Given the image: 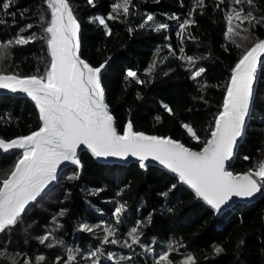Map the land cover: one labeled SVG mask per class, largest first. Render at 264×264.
Instances as JSON below:
<instances>
[{"label":"trees","instance_id":"trees-1","mask_svg":"<svg viewBox=\"0 0 264 264\" xmlns=\"http://www.w3.org/2000/svg\"><path fill=\"white\" fill-rule=\"evenodd\" d=\"M7 2L0 0V6ZM67 2L80 26L82 59L92 67L106 66L102 85L120 133L131 122L135 132L171 138L196 151L210 138L233 68L264 40V0H254L252 6L246 0L240 5L233 0H204L203 5L197 0H130L126 15L113 11L121 0ZM233 8L251 11L261 22L245 23L242 27L248 31L230 36L227 16ZM109 15L116 18L109 20ZM149 15L153 21L145 23ZM97 18H105L107 28ZM50 19L46 0H11L7 13L0 7V73L44 74L51 62L44 31ZM184 21L191 23L181 30ZM159 25L167 27L157 30ZM18 38L29 43L17 45ZM200 68L204 71L193 79ZM128 71L137 78L128 77ZM40 123L38 108L29 98L0 96V139L27 136ZM183 125L191 126L199 140ZM20 155L0 150V180ZM263 160L264 63L251 121L230 170L244 174ZM80 162L81 171H64L14 227L0 233V264H70L69 249L76 255L71 264H92L86 257L97 250L103 253L99 264H157L165 253L172 264H183L188 255L195 264H264V195L217 216L162 168L104 164L87 152ZM121 205L124 211L117 221L114 213ZM83 224L94 230L81 231ZM107 227L115 229L109 241L117 243H102ZM133 227L140 243L129 248L124 241L130 242ZM45 235L49 239L42 243ZM40 256L45 259L38 260Z\"/></svg>","mask_w":264,"mask_h":264},{"label":"snow or ice","instance_id":"snow-or-ice-1","mask_svg":"<svg viewBox=\"0 0 264 264\" xmlns=\"http://www.w3.org/2000/svg\"><path fill=\"white\" fill-rule=\"evenodd\" d=\"M51 10V19L44 31L47 35V46L51 58L50 65L43 75L20 77L18 74L0 73V89L12 93H24L34 101L39 110L40 126L27 136L18 137L6 142L0 139V150H20L21 155L6 178L0 180V233L14 227L31 203L37 201L45 190L57 179L58 169L65 162L80 166L78 149L81 146L91 150L97 158L119 157L127 159L136 157L140 167L151 159L157 161L179 180L194 190L195 195L219 212L222 206L228 204L233 197L251 198L264 189V162L256 169H250L244 174H233L226 168V163L233 158L238 141L245 132L246 120L250 114L253 101L254 82L257 68L264 57V40H258L240 58L232 70L230 82L220 111L215 119L210 138L204 142L200 151H193L182 143L171 138L149 136L134 132L129 122L123 134L118 133L114 118L104 100V90L101 86L100 73L105 64L92 67L79 56V24L72 13L67 0H46ZM94 0H88L93 3ZM158 2V0H157ZM221 3L224 0H220ZM244 0H233L240 5ZM249 6L254 0H246ZM11 0L4 3L3 10L7 13ZM203 5L204 0H197ZM130 0H121L114 5L113 11L122 10L128 14ZM13 17L15 13H10ZM116 18L109 15L107 19ZM99 24L107 28L105 18H97ZM238 21L234 24L233 22ZM153 21L147 16L145 23ZM227 32L239 35L238 30L248 31L242 26L260 23L257 17L242 8H233L227 16ZM191 21L181 24L183 30ZM31 28L32 25H27ZM159 25L157 30L166 28ZM110 35V30L108 31ZM10 44L12 42H9ZM17 45L29 43V39L18 38ZM0 47L4 45L0 44ZM194 63V58H186ZM155 62L153 63V67ZM151 71V69H150ZM204 71L200 68L193 79ZM127 76L133 79L137 74L128 71ZM139 82V81H138ZM171 112V109H168ZM194 139L199 137L189 125H183ZM245 160L249 157L245 156ZM124 211L121 205L115 210L117 221ZM63 215V213H61ZM81 231L92 232L88 224L80 226ZM106 235L103 244H115L118 241L109 237L115 235V229L105 228ZM129 240L124 245L131 248L139 244L138 228L129 232ZM48 235L41 242L48 241ZM217 253L222 249L216 248ZM100 251L89 254L92 264H99ZM113 259L111 255L108 257ZM43 256L38 260L43 261ZM124 259V257H121ZM68 260L74 262L76 255L68 250ZM157 264H172L168 254H161ZM183 264H195L194 257L188 255Z\"/></svg>","mask_w":264,"mask_h":264},{"label":"water","instance_id":"water-1","mask_svg":"<svg viewBox=\"0 0 264 264\" xmlns=\"http://www.w3.org/2000/svg\"><path fill=\"white\" fill-rule=\"evenodd\" d=\"M80 36H81V30L79 28V33H78V38H79V56L80 58L82 59L81 57V46H80ZM83 60V59H82ZM85 61V60H84ZM86 62V61H85ZM264 63V57H261V64L258 65V68H257V75H256V80L254 82V92H253V101H252V104H251V109H250V114L246 120V126H245V132H244V135L242 136V138L238 141L237 143V147L235 148L234 150V154H233V158L228 161L226 163V168L228 171H231L230 170V167L235 163L236 161V157L238 155V152H239V149H240V146L242 145V143L244 142V139H245V134H246V130H247V127L251 121V116H252V112H253V106H254V102H255V97H256V93H257V88H258V84H259V79H260V73H261V68H262V65ZM91 66V65H90ZM106 67V66H105ZM105 67L102 69L101 73H100V80H101V86L104 90V100H105V103L108 105L107 103V97H106V92H105V89L102 85V73L104 72L105 70ZM1 95H12V96H16V97H25V98H29L31 100L30 97H28L26 94L24 93H12L11 91L7 90V89H0V96ZM32 101V100H31ZM34 103V101H32ZM35 104V103H34ZM108 110L110 112V114L113 116L114 118V123H115V127L118 131V133H120L119 129H118V124H117V120L115 119L114 115L112 114L111 112V109L108 105ZM39 111V110H38ZM134 131V129H133ZM135 132V131H134ZM120 134H123V133H120ZM150 136V135H149ZM178 142V141H177ZM181 143V142H180ZM186 147V146H185ZM188 148V147H187ZM190 149V148H189ZM193 150V149H191ZM193 151H196V150H193ZM13 152H21L20 150H10L8 151V153H13ZM84 152H87V153H90L94 159L97 161V162H100V163H104V164H120V165H130V164H133V163H138L140 164V161L136 158V157H132V156H129L127 159H121L119 157H107V158H97L95 157L92 153H91V150L87 149L86 147L84 146H81L80 149H78V158L80 160V155ZM145 167L143 169H147L149 166H156V167H159V168H162L164 169L166 172L170 173L171 175L175 176L178 178V176L174 173H171L168 169L164 168V166L160 165L157 161H152L151 159H149L148 161L145 162ZM69 168H77L79 169L80 171L82 170V165H81V162H80V166H76V165H72L71 163L69 162H65L64 164H62L60 166V168L58 169V172H57V179L51 184L49 185V187L45 190V192L41 195L43 196L44 194H46L58 181V179L60 178L61 174L66 171L67 169ZM232 172V171H231ZM233 173V172H232ZM179 179V178H178ZM180 183L182 185H184L185 187H187L189 190H191L194 194V190L191 189L188 185L184 184L183 182L180 181ZM264 195V189L261 190L260 193H257L255 196L251 197V198H241V197H233L229 202L228 204L222 206L221 210L219 212H217L216 210H214L210 205H208L205 201H203L201 198L197 197L198 201H201L203 202L204 204L207 205L208 208H210L211 210H213L217 216H220L222 215L224 212L232 209L235 205L239 204V203H245L247 205L249 204H252L256 201H258L262 196Z\"/></svg>","mask_w":264,"mask_h":264},{"label":"rangeland","instance_id":"rangeland-1","mask_svg":"<svg viewBox=\"0 0 264 264\" xmlns=\"http://www.w3.org/2000/svg\"><path fill=\"white\" fill-rule=\"evenodd\" d=\"M262 162H264V160Z\"/></svg>","mask_w":264,"mask_h":264}]
</instances>
